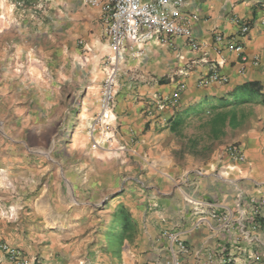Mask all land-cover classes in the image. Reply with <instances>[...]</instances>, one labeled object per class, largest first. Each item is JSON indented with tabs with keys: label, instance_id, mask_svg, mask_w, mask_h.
Instances as JSON below:
<instances>
[{
	"label": "crops",
	"instance_id": "crops-1",
	"mask_svg": "<svg viewBox=\"0 0 264 264\" xmlns=\"http://www.w3.org/2000/svg\"><path fill=\"white\" fill-rule=\"evenodd\" d=\"M45 1L54 10L49 35L56 53L80 56L95 71L103 69L108 56L120 63L111 144L122 152L113 173H122L116 164H127L131 181L117 188L107 185L106 162H98L96 172L90 157L72 172L60 166L47 177L27 226L11 220L8 196L1 192L0 245L20 249L29 264H264V119L257 130L233 137L226 129L204 171L175 177L174 160L162 149L166 122L173 116L196 115L202 108V114H210L207 106L246 82H258L264 92V0H185L182 14L193 17L189 29L197 50L175 38L165 45L128 48L121 59L108 45L98 7L84 0ZM236 19L249 24L243 38L236 36ZM10 32L0 24V39ZM214 34L233 38L239 51L216 43ZM2 50L8 59L7 49ZM212 63L227 84L198 83ZM178 84L184 89L176 111L149 108L153 97L170 95ZM99 99L98 94L93 118ZM229 143L241 146L243 164L224 157ZM133 177L146 186L140 189ZM106 193L117 195L105 203ZM123 219L133 227L123 230ZM169 236H176L186 253H179ZM0 264H10L1 252Z\"/></svg>",
	"mask_w": 264,
	"mask_h": 264
},
{
	"label": "rangeland",
	"instance_id": "rangeland-1",
	"mask_svg": "<svg viewBox=\"0 0 264 264\" xmlns=\"http://www.w3.org/2000/svg\"><path fill=\"white\" fill-rule=\"evenodd\" d=\"M53 11L45 0H0V24L11 31L0 39V193L8 196L11 220L24 226L32 221L47 177L60 166L72 172L80 168L83 157H90L96 172L98 162H106L107 185L117 188L131 181L126 179L130 176L125 170L127 164H116L122 173H113L115 158L122 152L117 144H111L115 132L100 129L97 116L92 117L98 94L100 110L107 75L111 71L116 75L120 63L106 57L102 73L80 56L56 53L49 35ZM2 48L7 49L8 59L5 52L2 56ZM262 108L238 107L237 127H226L222 135H215L219 128L214 112L189 116L179 136L167 132L162 137V149L174 160L175 177L189 170L204 171L222 144L226 129L231 137L239 131L257 130L264 119ZM133 178L139 180L133 183L140 189L146 186L144 180ZM116 195L106 193L104 202Z\"/></svg>",
	"mask_w": 264,
	"mask_h": 264
},
{
	"label": "built area",
	"instance_id": "built-area-1",
	"mask_svg": "<svg viewBox=\"0 0 264 264\" xmlns=\"http://www.w3.org/2000/svg\"><path fill=\"white\" fill-rule=\"evenodd\" d=\"M92 7H98L101 12L102 21L105 26V38L114 57L122 58V53L128 48L156 42L161 45L169 43L171 39H183L191 50H197L198 44L193 38L189 21L193 17L182 14L185 0H84ZM238 38L245 37L249 32V24L236 19ZM216 43H225L227 48L239 51V46L233 38H225L221 34H214ZM242 60L245 57L239 53ZM115 61V58H114ZM256 63V61L254 60ZM228 79L217 71V66L211 64L207 75L199 79L198 83L206 86L212 83L227 84ZM184 89L183 84H178L176 89L168 96H155L149 102V108L153 112H164L166 110L176 111L179 107L180 94ZM116 82L115 73L111 71L107 75L101 93L100 110L95 118L97 126L102 129L111 128L114 121L113 109L116 104ZM151 111V110H150ZM227 160L236 165L243 164L245 157L243 150L238 144L227 146L223 150ZM253 214H256L254 212ZM216 216L211 212V217ZM175 243L179 253H186L184 244L176 237L169 236ZM0 252L4 259L10 264H29L20 249L7 244L0 245ZM176 264V262H174Z\"/></svg>",
	"mask_w": 264,
	"mask_h": 264
},
{
	"label": "trees",
	"instance_id": "trees-1",
	"mask_svg": "<svg viewBox=\"0 0 264 264\" xmlns=\"http://www.w3.org/2000/svg\"><path fill=\"white\" fill-rule=\"evenodd\" d=\"M160 83H162V81ZM245 105H258L264 107V92L262 86L258 82L243 83L235 87L227 96L219 98L216 104L207 106V109L212 111L210 112L211 114L214 112V123L219 128L215 134L216 136L222 135V131L226 127L231 129L237 127V120L240 118H237L236 109ZM203 112L204 108L195 111L196 115L202 114ZM188 117L189 115H175L166 122V128L171 134L179 136L186 125V119ZM219 132L221 134H219ZM260 224L264 226L263 222H260ZM131 225L130 222L123 219V230H128L133 227Z\"/></svg>",
	"mask_w": 264,
	"mask_h": 264
}]
</instances>
